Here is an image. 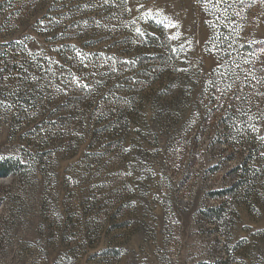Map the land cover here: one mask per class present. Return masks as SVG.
I'll use <instances>...</instances> for the list:
<instances>
[{
    "label": "rangeland",
    "instance_id": "1",
    "mask_svg": "<svg viewBox=\"0 0 264 264\" xmlns=\"http://www.w3.org/2000/svg\"><path fill=\"white\" fill-rule=\"evenodd\" d=\"M206 20L198 0H0V264H264V74L230 77L264 50L218 70ZM236 93L224 143L205 114Z\"/></svg>",
    "mask_w": 264,
    "mask_h": 264
},
{
    "label": "trees",
    "instance_id": "2",
    "mask_svg": "<svg viewBox=\"0 0 264 264\" xmlns=\"http://www.w3.org/2000/svg\"><path fill=\"white\" fill-rule=\"evenodd\" d=\"M201 9L206 17V24L209 29V39L206 44L208 52H214L217 55L218 70L225 71L231 63V57L234 54L240 53L254 56L257 51L264 50V40L258 39L256 33L252 30L253 1L252 0H198ZM242 25L241 30L243 37L240 44H236L234 37V22ZM239 68L231 70V80L236 82L241 75L246 73L244 67L250 68L248 75L244 77L250 82L262 80L261 74H264V64L259 58L248 64L246 61H239ZM259 76V79H258ZM264 78V77H263ZM222 96L216 98L211 97L210 103L215 105L205 114L206 118L214 117L219 111L223 112L221 122L226 127V132L220 134V139L224 143H236L237 137L234 133L239 128L237 120L247 116L249 108L241 100L240 94H234L227 101L223 103ZM224 105V106H223ZM229 157H233L230 155ZM246 157L243 163H247ZM240 166L234 170L238 172ZM12 171V164L10 162H0V177L9 175ZM241 179L242 175L237 174ZM232 188L225 191H215L212 193L214 197H222L228 194Z\"/></svg>",
    "mask_w": 264,
    "mask_h": 264
},
{
    "label": "snow or ice",
    "instance_id": "3",
    "mask_svg": "<svg viewBox=\"0 0 264 264\" xmlns=\"http://www.w3.org/2000/svg\"><path fill=\"white\" fill-rule=\"evenodd\" d=\"M137 32L139 33V32H140V30H139V29H137Z\"/></svg>",
    "mask_w": 264,
    "mask_h": 264
}]
</instances>
